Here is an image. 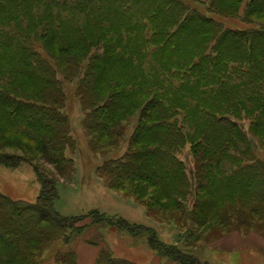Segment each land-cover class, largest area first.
<instances>
[{"label": "trees", "instance_id": "16d2710c", "mask_svg": "<svg viewBox=\"0 0 264 264\" xmlns=\"http://www.w3.org/2000/svg\"><path fill=\"white\" fill-rule=\"evenodd\" d=\"M118 1L0 0V50L20 54L17 81L0 60V166L29 164L39 186L33 203L0 194V264H39L55 242L65 248L56 264H77L71 246L85 217L54 209L58 182L75 173L66 157L74 140L63 83L74 85L93 150L114 149L136 119L125 154L97 168L109 189L173 220L190 245L231 231L264 238V160L249 138L264 151V0H146L125 32L119 17L102 11L113 2L119 12ZM211 15L238 17L248 28H225ZM193 32L194 61L119 76V67H148ZM186 146L191 176L179 158ZM88 216L110 223L97 210ZM111 226L145 234L151 250L178 264H209L160 241L150 227L123 218ZM95 264L135 263L102 251Z\"/></svg>", "mask_w": 264, "mask_h": 264}, {"label": "rangeland", "instance_id": "374dc122", "mask_svg": "<svg viewBox=\"0 0 264 264\" xmlns=\"http://www.w3.org/2000/svg\"><path fill=\"white\" fill-rule=\"evenodd\" d=\"M119 12L111 8L113 2L102 5L105 13L119 17V31L125 32L131 19L146 7V0H119ZM190 2V1H188ZM126 7L127 11L122 9ZM142 13V12H141ZM211 17L228 29H247L248 25L238 17L222 18L217 15ZM132 22V21H131ZM180 37L174 44L169 45L163 52H158L152 58L148 67L143 69H128L119 67V76L130 79V74L136 72L146 73L148 69L157 71L165 63L176 64L181 59H196L198 51L194 32ZM128 37L124 34V40ZM128 44L120 43L124 55H128ZM196 46V47H195ZM131 51V48H130ZM131 53V52H130ZM20 54L9 50H0V60L5 68L14 70L5 76H13V71L19 69ZM16 81L18 76H13ZM65 93V108L63 113L69 118L70 133L74 140V146L66 151V157L73 160L75 169L71 182L61 180L57 184L58 198L54 202V209L65 217H85L78 226H84L81 234L71 246L77 257V264H95L98 255L104 251L112 257L128 260L135 264H178L168 258L158 256L147 245L146 235L131 236L126 231L119 230L111 224L116 223L119 218L125 219L130 224L142 225L152 228L156 237L167 244L178 246L184 252L193 255L201 263L209 264H264V238L261 233L251 230L247 233L231 231L214 240V235L209 239H203L194 245L187 244V239L181 236V231L173 220H168L160 212L147 213L145 205L137 201L133 196L111 190L106 186L104 178L97 174V168L104 161L121 158L128 149L129 137L135 127L136 119L127 125L125 136L118 146L106 152L93 150L89 144V137L84 129V110L81 102L74 95V85L63 83ZM248 119L240 126L246 131ZM249 134V133H248ZM255 155L264 160V151L259 147L258 140L249 134ZM179 158L184 162L188 174L192 175V159L186 146ZM39 186L31 166L27 163L21 164L17 169H9L0 166V194L12 200H20L33 203L38 195ZM97 210L103 214L106 222L96 225L91 222L88 215ZM217 238V237H216ZM65 248L60 242H55L46 249L38 259L39 264H56L55 254Z\"/></svg>", "mask_w": 264, "mask_h": 264}, {"label": "crops", "instance_id": "0c3cea01", "mask_svg": "<svg viewBox=\"0 0 264 264\" xmlns=\"http://www.w3.org/2000/svg\"><path fill=\"white\" fill-rule=\"evenodd\" d=\"M75 253V252H74ZM75 256H76V254H75ZM76 260H77V257H76Z\"/></svg>", "mask_w": 264, "mask_h": 264}]
</instances>
